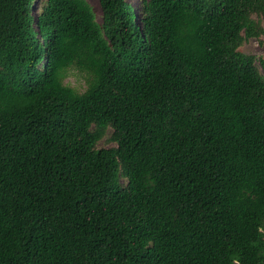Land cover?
<instances>
[{"label": "trees", "instance_id": "trees-1", "mask_svg": "<svg viewBox=\"0 0 264 264\" xmlns=\"http://www.w3.org/2000/svg\"><path fill=\"white\" fill-rule=\"evenodd\" d=\"M98 4L0 0V264H264V0Z\"/></svg>", "mask_w": 264, "mask_h": 264}, {"label": "rangeland", "instance_id": "rangeland-1", "mask_svg": "<svg viewBox=\"0 0 264 264\" xmlns=\"http://www.w3.org/2000/svg\"><path fill=\"white\" fill-rule=\"evenodd\" d=\"M87 3L92 7L93 11L95 12L98 21H101V10L98 4V0H86ZM128 2L132 3L134 6H139V0H127ZM39 10V4L33 5L31 8L32 15L34 13H37ZM252 18L254 20H257L256 15H252ZM138 23V21H137ZM261 26L264 28V22L260 20ZM139 25V23H138ZM239 51H241L244 54H249L256 59H264V34L260 36L259 39L256 38H250L246 39L242 42L241 46L238 48ZM68 54V53H67ZM67 54H57L56 58L58 59L60 65L58 69V76H59V87H57V91L61 94H66L67 90L72 91L73 93H83L86 89V73L80 71L75 64L67 65L64 62L70 61L67 58ZM40 64V63H39ZM43 64V62H41ZM41 64L39 66H41ZM256 65L258 68L259 62H256ZM264 77V73H263ZM110 130H108L105 134V136L98 141L97 143V149L102 148H109L115 146L113 142L110 141ZM120 182L122 184H125V179L121 178ZM257 222L260 225V228L262 231H264V213L262 214V217H259L256 219Z\"/></svg>", "mask_w": 264, "mask_h": 264}]
</instances>
